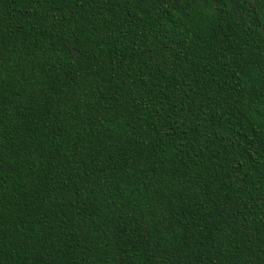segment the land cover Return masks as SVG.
<instances>
[{
  "label": "trees",
  "instance_id": "1",
  "mask_svg": "<svg viewBox=\"0 0 264 264\" xmlns=\"http://www.w3.org/2000/svg\"><path fill=\"white\" fill-rule=\"evenodd\" d=\"M0 264H264V0H0Z\"/></svg>",
  "mask_w": 264,
  "mask_h": 264
}]
</instances>
